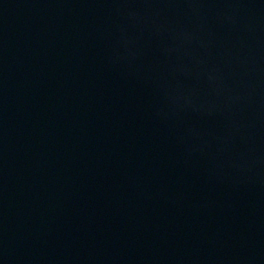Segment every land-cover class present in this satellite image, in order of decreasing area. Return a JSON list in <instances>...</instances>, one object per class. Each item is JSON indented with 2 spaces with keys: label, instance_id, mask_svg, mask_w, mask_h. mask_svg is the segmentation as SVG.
<instances>
[{
  "label": "water",
  "instance_id": "water-1",
  "mask_svg": "<svg viewBox=\"0 0 264 264\" xmlns=\"http://www.w3.org/2000/svg\"><path fill=\"white\" fill-rule=\"evenodd\" d=\"M0 264H264V0H0Z\"/></svg>",
  "mask_w": 264,
  "mask_h": 264
}]
</instances>
